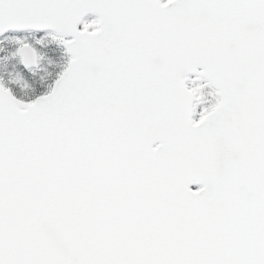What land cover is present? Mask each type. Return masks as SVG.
Here are the masks:
<instances>
[{
    "label": "snow or ice",
    "instance_id": "obj_1",
    "mask_svg": "<svg viewBox=\"0 0 264 264\" xmlns=\"http://www.w3.org/2000/svg\"><path fill=\"white\" fill-rule=\"evenodd\" d=\"M0 264H264V0H0Z\"/></svg>",
    "mask_w": 264,
    "mask_h": 264
}]
</instances>
